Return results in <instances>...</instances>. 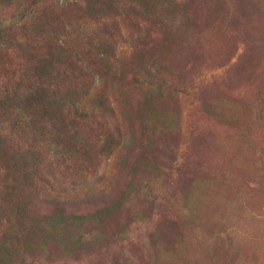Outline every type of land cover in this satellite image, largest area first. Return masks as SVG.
<instances>
[{"label": "rangeland", "instance_id": "rangeland-1", "mask_svg": "<svg viewBox=\"0 0 264 264\" xmlns=\"http://www.w3.org/2000/svg\"><path fill=\"white\" fill-rule=\"evenodd\" d=\"M35 1L0 0V82L67 43L44 90L89 117L0 185V264H264V0Z\"/></svg>", "mask_w": 264, "mask_h": 264}, {"label": "trees", "instance_id": "trees-1", "mask_svg": "<svg viewBox=\"0 0 264 264\" xmlns=\"http://www.w3.org/2000/svg\"><path fill=\"white\" fill-rule=\"evenodd\" d=\"M28 7L31 10L33 6ZM55 7L57 9L61 8L58 5H55ZM29 29L30 26L24 25L21 31L25 34H22L32 35L33 31L28 34ZM35 33L32 35V42L24 43L33 51L31 55H28L31 52L28 48L24 45L20 46L28 52V54L26 52L25 54L28 61L33 60L35 69L39 68L41 64L45 65L43 68L46 74L34 73L31 77L20 75L0 82V185H18L21 175L16 174V172L25 167L34 166L27 162V155L35 151L38 152L40 157L46 152L37 142L38 138L41 137L48 141L47 147L51 151L49 153L59 154L54 152L58 150L59 145H53V140L48 137V128L51 127L55 131H61L62 139L65 141L73 140L71 142H73L76 149L72 150L73 153H68L70 163L78 159L75 156L77 153L82 152L80 146L85 142L83 141L85 137L84 128L81 127L83 125L80 126L81 128L72 131L69 126L79 122V119L86 120L89 117L86 111L88 102L83 100L86 98L79 97L76 101H72L69 95L62 94L61 97L54 99L53 96L57 97L56 95L50 97L44 90V83L49 79H54L56 74H61L62 67L65 69L77 68L79 77L87 75L84 72V62L77 57L73 60L75 64L72 65L73 62L69 61V57L72 56L71 54L74 51L67 43L50 46L53 48L47 53L49 57L43 58L40 56V37L38 32L37 35ZM5 35L10 34L7 31L0 32V37H5ZM2 50L3 48L0 47V51ZM56 56L57 59H55ZM91 95V91L83 90V96ZM106 101V97H102L100 103L96 102L99 105L92 108L94 113L100 112L102 114L103 111L110 110L106 106ZM102 105H105V107ZM52 106L57 107L53 110L51 109ZM65 141L62 142L66 144ZM41 162L36 161L35 166L40 167ZM68 163V161L63 162L66 169H69Z\"/></svg>", "mask_w": 264, "mask_h": 264}]
</instances>
